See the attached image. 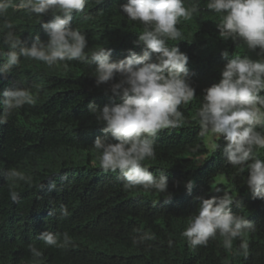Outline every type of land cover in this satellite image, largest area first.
<instances>
[{
	"label": "trees",
	"instance_id": "trees-1",
	"mask_svg": "<svg viewBox=\"0 0 264 264\" xmlns=\"http://www.w3.org/2000/svg\"><path fill=\"white\" fill-rule=\"evenodd\" d=\"M0 264H264V0H0Z\"/></svg>",
	"mask_w": 264,
	"mask_h": 264
},
{
	"label": "rangeland",
	"instance_id": "rangeland-1",
	"mask_svg": "<svg viewBox=\"0 0 264 264\" xmlns=\"http://www.w3.org/2000/svg\"><path fill=\"white\" fill-rule=\"evenodd\" d=\"M251 114H258L257 110H253L252 112H249ZM157 123L161 126V128H166L168 127V123L167 121H157ZM214 125L217 126V128L215 129V131L209 136L208 138V142H209V146L210 148L213 147V142L218 139L220 137V132L224 129L223 124L219 123V122H215ZM204 161V158L202 159H198L197 163L198 164H202Z\"/></svg>",
	"mask_w": 264,
	"mask_h": 264
}]
</instances>
